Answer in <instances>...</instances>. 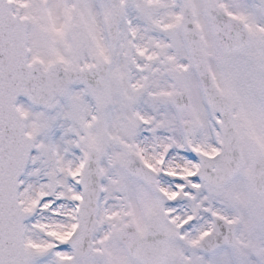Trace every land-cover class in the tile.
<instances>
[{
	"label": "snow or ice",
	"instance_id": "snow-or-ice-1",
	"mask_svg": "<svg viewBox=\"0 0 264 264\" xmlns=\"http://www.w3.org/2000/svg\"><path fill=\"white\" fill-rule=\"evenodd\" d=\"M0 264H264V0H0Z\"/></svg>",
	"mask_w": 264,
	"mask_h": 264
}]
</instances>
